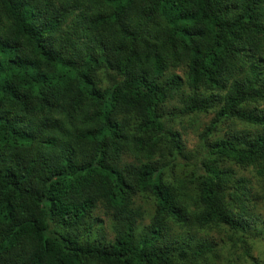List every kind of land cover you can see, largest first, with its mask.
Segmentation results:
<instances>
[{
	"label": "clouds",
	"instance_id": "clouds-1",
	"mask_svg": "<svg viewBox=\"0 0 264 264\" xmlns=\"http://www.w3.org/2000/svg\"><path fill=\"white\" fill-rule=\"evenodd\" d=\"M0 264H264V0H0Z\"/></svg>",
	"mask_w": 264,
	"mask_h": 264
}]
</instances>
